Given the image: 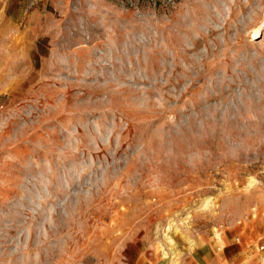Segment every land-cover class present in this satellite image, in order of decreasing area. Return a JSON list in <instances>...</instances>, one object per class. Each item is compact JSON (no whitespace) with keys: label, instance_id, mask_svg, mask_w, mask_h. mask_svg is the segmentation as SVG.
<instances>
[{"label":"rangeland","instance_id":"374dc122","mask_svg":"<svg viewBox=\"0 0 264 264\" xmlns=\"http://www.w3.org/2000/svg\"><path fill=\"white\" fill-rule=\"evenodd\" d=\"M264 0H0V264H256Z\"/></svg>","mask_w":264,"mask_h":264},{"label":"built area","instance_id":"2783aa9c","mask_svg":"<svg viewBox=\"0 0 264 264\" xmlns=\"http://www.w3.org/2000/svg\"><path fill=\"white\" fill-rule=\"evenodd\" d=\"M257 263L264 264V241L256 245Z\"/></svg>","mask_w":264,"mask_h":264}]
</instances>
